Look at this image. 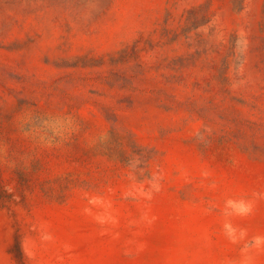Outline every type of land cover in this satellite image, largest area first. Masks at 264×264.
Masks as SVG:
<instances>
[{"label": "rangeland", "instance_id": "obj_1", "mask_svg": "<svg viewBox=\"0 0 264 264\" xmlns=\"http://www.w3.org/2000/svg\"><path fill=\"white\" fill-rule=\"evenodd\" d=\"M0 264H264V0H0Z\"/></svg>", "mask_w": 264, "mask_h": 264}]
</instances>
